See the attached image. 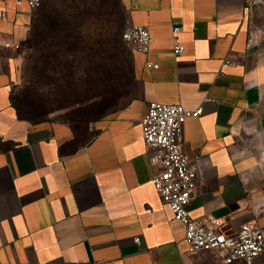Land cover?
I'll return each mask as SVG.
<instances>
[{"label": "crops", "instance_id": "obj_1", "mask_svg": "<svg viewBox=\"0 0 264 264\" xmlns=\"http://www.w3.org/2000/svg\"><path fill=\"white\" fill-rule=\"evenodd\" d=\"M119 1L126 26L147 28L153 43L129 50L126 96L84 133L20 115L21 53L3 46L29 42L37 11L0 0V264H224L188 251L152 184L142 120L153 102L203 109L180 136L205 164L191 217L264 230V0Z\"/></svg>", "mask_w": 264, "mask_h": 264}, {"label": "rangeland", "instance_id": "obj_2", "mask_svg": "<svg viewBox=\"0 0 264 264\" xmlns=\"http://www.w3.org/2000/svg\"><path fill=\"white\" fill-rule=\"evenodd\" d=\"M41 2L35 32L46 43L32 37L20 50L17 104L35 121H63L87 133L128 92L124 11L119 0H77L80 11L64 0Z\"/></svg>", "mask_w": 264, "mask_h": 264}, {"label": "built area", "instance_id": "obj_3", "mask_svg": "<svg viewBox=\"0 0 264 264\" xmlns=\"http://www.w3.org/2000/svg\"><path fill=\"white\" fill-rule=\"evenodd\" d=\"M32 10L41 6V0H27ZM261 0H254V4ZM0 20H7L5 11L0 10ZM179 29H174L177 34ZM251 33L248 46L255 42ZM123 41L132 52L147 54L153 43L149 30L142 26H126ZM6 49L21 50L20 45L6 43ZM184 47L176 44L175 56L183 54ZM231 62H226V66ZM149 67L158 69L159 65L149 63ZM203 109L186 110L182 105L153 102L149 105L142 120L143 141L149 155L150 164L156 168L152 184L174 215V219L185 227V242L189 252L211 251L224 264L241 261L245 264L254 262L264 255V230L258 226L244 224L235 233L225 230L222 223L192 218L188 207L201 184V169L205 165L199 157L190 160L183 151L180 136L183 126L190 118H198ZM201 164V165H200ZM200 165V166H199ZM136 243L140 240L137 238Z\"/></svg>", "mask_w": 264, "mask_h": 264}, {"label": "trees", "instance_id": "obj_4", "mask_svg": "<svg viewBox=\"0 0 264 264\" xmlns=\"http://www.w3.org/2000/svg\"><path fill=\"white\" fill-rule=\"evenodd\" d=\"M65 1V3L67 2V4H68V6H67V8H71L70 9V11L71 10H77V11H80L78 8H77V4H76V2H77V0H64ZM71 5H70V4ZM64 4V3H63ZM41 5H42V2H41ZM41 7V6H40ZM39 9V8H38ZM37 9V10H38ZM36 10V11H37ZM66 10V9H65ZM45 11L46 10H43L42 11V14H44L45 13ZM36 17H37V12H36ZM35 26H36V21H35V24H34V27H33V30H32V34H31V36H30V39L33 37L34 38V40H36V42L38 41V43L40 42V39L39 40H37L38 39V36L36 35V30H35ZM66 35V34H65ZM39 38H41L40 36H39ZM68 38H69V36H68ZM54 39H57V37L56 38H54ZM46 42H45V38H41V42H40V45L41 44H45ZM128 49H129V47H128ZM60 50H62V45L60 46V49H59V51ZM130 50V49H129ZM129 53H130V51H129ZM14 103L16 104V106L18 107V110H19V112H20V115L23 117V118H25V119H27V120H31V121H35V119H33L31 116H29V115H26V114H24L22 111H21V109H20V107H19V105L17 104V100H16V97H14ZM38 121V120H37Z\"/></svg>", "mask_w": 264, "mask_h": 264}]
</instances>
